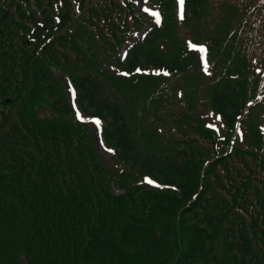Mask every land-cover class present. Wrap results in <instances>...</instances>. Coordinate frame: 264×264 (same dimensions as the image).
I'll use <instances>...</instances> for the list:
<instances>
[{"label": "trees", "instance_id": "trees-1", "mask_svg": "<svg viewBox=\"0 0 264 264\" xmlns=\"http://www.w3.org/2000/svg\"><path fill=\"white\" fill-rule=\"evenodd\" d=\"M146 7L0 0V264H264V0Z\"/></svg>", "mask_w": 264, "mask_h": 264}, {"label": "rangeland", "instance_id": "rangeland-1", "mask_svg": "<svg viewBox=\"0 0 264 264\" xmlns=\"http://www.w3.org/2000/svg\"><path fill=\"white\" fill-rule=\"evenodd\" d=\"M144 1L145 0H140L139 1V8L141 10L145 11L144 8ZM198 57L196 61V66L200 69V71L204 72L206 65L204 64V56L200 51H197ZM91 130L94 132V135H98L99 133V125H96L94 122L90 123ZM97 141V139H96ZM97 149L98 152L100 153L104 163L106 164L107 167L109 168H114L116 166L115 162V155L112 151H109L108 149L104 148L100 143L97 142ZM149 187H151L153 184H148Z\"/></svg>", "mask_w": 264, "mask_h": 264}, {"label": "snow or ice", "instance_id": "snow-or-ice-1", "mask_svg": "<svg viewBox=\"0 0 264 264\" xmlns=\"http://www.w3.org/2000/svg\"><path fill=\"white\" fill-rule=\"evenodd\" d=\"M179 3L182 5L184 3V0H179ZM145 11H148V9H145ZM152 15H157V13H152ZM193 47H195V45H193ZM137 71H139V69H137ZM77 119H81V115L79 112H77ZM93 122L96 124V125H99L100 124V121L98 119H94ZM109 151H112V149H108ZM145 181L148 183V184H154L155 181L151 178H148V177H145L144 178Z\"/></svg>", "mask_w": 264, "mask_h": 264}]
</instances>
